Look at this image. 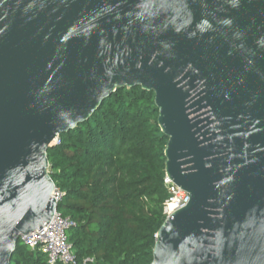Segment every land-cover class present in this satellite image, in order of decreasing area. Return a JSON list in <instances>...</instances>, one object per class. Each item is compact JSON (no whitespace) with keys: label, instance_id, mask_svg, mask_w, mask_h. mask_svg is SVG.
Instances as JSON below:
<instances>
[{"label":"water","instance_id":"water-1","mask_svg":"<svg viewBox=\"0 0 264 264\" xmlns=\"http://www.w3.org/2000/svg\"><path fill=\"white\" fill-rule=\"evenodd\" d=\"M136 86L190 195L151 264H264V0H0V264L59 207L48 149Z\"/></svg>","mask_w":264,"mask_h":264},{"label":"trees","instance_id":"trees-1","mask_svg":"<svg viewBox=\"0 0 264 264\" xmlns=\"http://www.w3.org/2000/svg\"><path fill=\"white\" fill-rule=\"evenodd\" d=\"M155 93L118 88L84 123L48 149L49 171L64 193L60 210L75 221L69 238L77 263L151 264L167 218L164 183L168 137ZM11 264H48L20 241Z\"/></svg>","mask_w":264,"mask_h":264},{"label":"built area","instance_id":"built-area-1","mask_svg":"<svg viewBox=\"0 0 264 264\" xmlns=\"http://www.w3.org/2000/svg\"><path fill=\"white\" fill-rule=\"evenodd\" d=\"M59 142V137L55 144ZM165 186L170 194L165 204V214L168 217L175 210L184 207L190 200L189 192L177 185L167 174L164 178ZM65 193L55 184L51 197L56 199L60 207ZM174 203V210H168L169 203ZM57 208L51 221L43 228L30 231L20 235V242L31 249L41 250L47 258L48 264H76V256L73 252V245L69 238V232L75 227V221L64 215L60 208ZM94 258H85L81 264H90Z\"/></svg>","mask_w":264,"mask_h":264},{"label":"bare ground","instance_id":"bare-ground-1","mask_svg":"<svg viewBox=\"0 0 264 264\" xmlns=\"http://www.w3.org/2000/svg\"><path fill=\"white\" fill-rule=\"evenodd\" d=\"M174 208H175L174 203L170 202L169 205H168V210L172 211V210H174Z\"/></svg>","mask_w":264,"mask_h":264},{"label":"rangeland","instance_id":"rangeland-1","mask_svg":"<svg viewBox=\"0 0 264 264\" xmlns=\"http://www.w3.org/2000/svg\"><path fill=\"white\" fill-rule=\"evenodd\" d=\"M60 208V207H59ZM61 209V208H60ZM69 234H70V232H69Z\"/></svg>","mask_w":264,"mask_h":264}]
</instances>
